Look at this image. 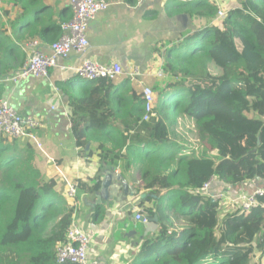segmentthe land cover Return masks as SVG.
<instances>
[{
    "label": "trees",
    "instance_id": "16d2710c",
    "mask_svg": "<svg viewBox=\"0 0 264 264\" xmlns=\"http://www.w3.org/2000/svg\"><path fill=\"white\" fill-rule=\"evenodd\" d=\"M165 10L207 24L162 42L170 81L155 88L151 119L143 120L142 97L124 88L129 80L100 79L77 91L61 86L71 131L81 152L101 151L107 166L131 172L140 163L138 193L150 195L140 205L158 223L131 264H264V198L249 213L220 214L221 192L264 179V0H238L217 26L213 0H169ZM72 18L50 0H0V80L25 65L32 43L58 41ZM61 176L41 172L26 140L0 136V264H58L56 249L80 217ZM78 187L94 198L100 182ZM105 213L96 206L92 221Z\"/></svg>",
    "mask_w": 264,
    "mask_h": 264
},
{
    "label": "crops",
    "instance_id": "0c3cea01",
    "mask_svg": "<svg viewBox=\"0 0 264 264\" xmlns=\"http://www.w3.org/2000/svg\"><path fill=\"white\" fill-rule=\"evenodd\" d=\"M104 1L109 7L91 22L87 32L90 46L84 54L59 59L50 69L47 78H29L18 85L0 82V99L8 100L23 117L38 123L33 133L42 145V150L35 144L32 146L36 152L37 165L46 177L59 172L61 177L76 182L78 186L80 182H100L94 198H90L82 187H78L76 202L68 201L71 206L75 205L73 209L80 211L79 219L76 213L78 221L86 230H90L91 264H131L140 245V241L136 240L138 234L129 236L135 229L134 215L138 210H143V214H146L145 206L140 205V201L143 195L145 198L150 195L146 192L138 193L141 175L137 166L131 172H124L119 165L107 166L102 160L103 153L99 150L90 155L79 150L71 131L69 98L61 86L70 85L73 91H77L82 84L76 76V69L89 59L102 65L120 63L124 74L119 81L129 80L124 88L133 90L138 96L141 84L161 88L164 82L159 73L165 51L162 42L172 43L182 34L200 29L207 21L192 19L185 14L168 16L165 6L169 0H137L136 4ZM213 1L226 8L238 5V0ZM66 4L67 0H64L63 5ZM28 50L29 55L34 53L33 50L48 54L49 43H32ZM133 72L136 75L133 76ZM89 149L90 145L86 151ZM107 167L115 176L105 194L102 184ZM97 173L101 177L100 181L93 180ZM263 186L264 179L257 178L230 187V191L236 195L254 193ZM100 204L105 206V218L94 223L92 216L96 206ZM149 204L148 200L146 206ZM222 212L224 213L223 209ZM136 228L142 232V238L144 235L148 237L155 233L157 223L139 222ZM129 230L128 236H125V232Z\"/></svg>",
    "mask_w": 264,
    "mask_h": 264
},
{
    "label": "built area",
    "instance_id": "2783aa9c",
    "mask_svg": "<svg viewBox=\"0 0 264 264\" xmlns=\"http://www.w3.org/2000/svg\"><path fill=\"white\" fill-rule=\"evenodd\" d=\"M68 6L73 11V18L70 22L62 25L63 35L61 38L49 45V53L36 51L32 54L25 65L16 72L8 75L2 80L3 83L18 85L29 78L43 79L49 76V70L55 66L59 59H65L73 54H84L90 43L87 32L91 22L98 14L108 9L109 4L104 0H67ZM228 11L225 7H219L216 23L221 24L226 20ZM35 42L33 44H37ZM124 74V70L119 63L112 65H102L94 60H86L76 69V75L87 81L100 79L116 81ZM132 75H136L133 72ZM160 76L163 74L160 72ZM141 96L145 104L144 121H149L154 115L156 106V95L149 85L141 84ZM38 123L30 118H24L10 105L8 100L0 99V136H7L9 139H25L42 150L37 136L33 133ZM214 179L211 178L204 184L205 191H209ZM223 193V192H222ZM220 194V198L224 195ZM67 197L76 202L77 185L67 184ZM229 198H225L227 204H235L242 213H249L258 205L261 198H264V186L256 189L254 193H241L235 196L227 191ZM226 210L225 205H222ZM75 207V205H74ZM142 211L138 210L135 220L138 222L142 218ZM231 213V212H229ZM90 230H86L78 221L76 213L73 217L67 234V242L56 249V260L58 264H91L90 246L92 243Z\"/></svg>",
    "mask_w": 264,
    "mask_h": 264
},
{
    "label": "rangeland",
    "instance_id": "374dc122",
    "mask_svg": "<svg viewBox=\"0 0 264 264\" xmlns=\"http://www.w3.org/2000/svg\"><path fill=\"white\" fill-rule=\"evenodd\" d=\"M52 3H53V5L56 7V8H60V6H62L63 5V2H64V0H50ZM102 13V12H101ZM99 15V14H98ZM97 15V16H98ZM186 15V14H185ZM96 19V18H95ZM94 19V20H95ZM93 20V21H94ZM222 22V21H221ZM220 22V23H221ZM203 25V24H202ZM186 34V33H185ZM88 50V49H87ZM37 51H40V50H37ZM42 52V51H41ZM165 52V51H164ZM163 52V55L165 54ZM35 53V52H34ZM163 55H162V58H164L163 57ZM163 68H164V59H163V65H162V68H161V70H160V72L163 74V76H161L162 78H163V84L165 85L167 82H169L170 81V79L168 78H166V76L164 75V72H163ZM50 71V70H49ZM10 75V74H9ZM8 76V75H7ZM6 76V77H7ZM6 77H4V78H6ZM3 78V79H4ZM3 79H1L0 80V82H2V80ZM81 81V84H85L86 83V81L85 80H80ZM122 81H118L117 82V84H120ZM159 88H160V86H159ZM154 89V92H155V95H156V92H158L159 91V89H155V88H153ZM139 96H141V92H140V95ZM142 97V96H141ZM143 99V98H142ZM156 104H157V95H156ZM11 105V104H10ZM70 107V106H69ZM72 112V110H71V108H70V113ZM19 115H21L19 112H17ZM22 116V115H21ZM23 117V116H22ZM25 118V117H24ZM38 127V126H37ZM36 130V129H35ZM34 130V131H35ZM29 143L32 145L33 143L31 142V141H29ZM137 168L139 169L140 168V163H138V165H137ZM97 177H98V173L93 177V180H95V179H97ZM63 179L66 181V188H65V190H66V193H67V184L68 183H75L76 185H77V194H78V184L76 183V182H70V181H67L64 177H63ZM98 180V179H97ZM222 193V192H221ZM223 195H224V197L223 198H221V204L222 205H225V207L227 208V210L223 207V210H224V213L222 212V210H221V217H223L226 213H229L230 211H231V213L232 212H235V209H237V206L235 205V204H227L226 203V201H225V198H229L228 197V195H227V192L226 191H223V193H222ZM234 194V193H233ZM235 196H237L236 194H234ZM77 197V196H76ZM66 198H67V200L68 201H70L71 202V200L67 197V194H66ZM144 199V198H143ZM73 208H74V204H73V206H72ZM135 211H136V209H135ZM140 211H142L143 212V210H140ZM137 212V211H136ZM135 212V213H136ZM144 213V212H143ZM142 213V214H143ZM144 215V214H143ZM145 216V215H144ZM146 222H148V221H146ZM138 224V223H137ZM137 224H134V226H135V229L134 230H132V231H135L136 233L134 234L135 236L138 234V236L136 237V240H138V241H140V243H141V241L146 237L145 235V237L143 236V238H142V232L141 231H137V228H136V225ZM129 232H130V230L128 231V232H125V236H128V234H129ZM125 236H123V237H125ZM131 239V238H130ZM140 246V245H139ZM138 250V249H137ZM136 250V251H137ZM137 253V252H136ZM136 253H134V257H135V255H136ZM133 257V258H134ZM200 264H213L211 261H210V259L209 258H207V259H205V260H203Z\"/></svg>",
    "mask_w": 264,
    "mask_h": 264
},
{
    "label": "water",
    "instance_id": "95a60500",
    "mask_svg": "<svg viewBox=\"0 0 264 264\" xmlns=\"http://www.w3.org/2000/svg\"><path fill=\"white\" fill-rule=\"evenodd\" d=\"M114 176L115 175H114L113 171L109 167H107L106 176H105V179H104L103 184H102L105 194L108 193V189H109V187L112 185V183L114 181L113 180ZM118 179H121V178L119 177ZM145 197H146L145 195L142 196V198H145ZM144 221H151V222H154V223H158V217L156 216V217L151 219V218H149L147 216H144V217H142L140 219L139 222H144ZM135 233H136L135 231H131L129 236H132V234H135Z\"/></svg>",
    "mask_w": 264,
    "mask_h": 264
},
{
    "label": "clouds",
    "instance_id": "9594fccd",
    "mask_svg": "<svg viewBox=\"0 0 264 264\" xmlns=\"http://www.w3.org/2000/svg\"><path fill=\"white\" fill-rule=\"evenodd\" d=\"M185 1V0H184ZM67 6H68V4H66ZM217 7H218V9H219V7H224V6H218L217 5ZM70 8V7H69ZM226 8V7H225ZM226 9H228V8H226ZM73 12V11H72ZM72 20V19H71ZM214 22H215V24L216 25H222L221 23L220 24H218V23H216V19L214 20ZM63 35V34H62ZM61 38V37H60ZM59 38V39H60ZM90 43V42H89ZM50 45V44H49ZM90 46V45H89ZM120 64V63H119ZM122 66V65H121ZM123 68V67H122ZM80 80H81V78L78 76V75H76ZM122 77V76H121ZM120 77V78H121ZM120 78L118 79V80H116V81H114V82H118L119 80H120ZM83 80V79H82ZM86 82H88L87 80H85ZM154 90V89H153ZM21 140H24V139H21ZM27 142H29V140H26ZM34 148V147H33ZM140 169V168H139ZM140 171V170H139ZM227 192V191H226ZM228 192H231V191H228ZM136 214V213H135ZM142 217H144V215L142 214ZM140 221V220H139ZM139 221L137 222L136 220H135V218H134V224H137V223H139ZM144 222H146V221H144Z\"/></svg>",
    "mask_w": 264,
    "mask_h": 264
}]
</instances>
